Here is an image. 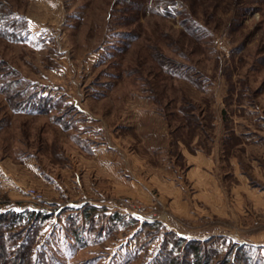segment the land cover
Listing matches in <instances>:
<instances>
[{
  "label": "rangeland",
  "instance_id": "1",
  "mask_svg": "<svg viewBox=\"0 0 264 264\" xmlns=\"http://www.w3.org/2000/svg\"><path fill=\"white\" fill-rule=\"evenodd\" d=\"M3 215L34 264H264V0H0Z\"/></svg>",
  "mask_w": 264,
  "mask_h": 264
},
{
  "label": "trees",
  "instance_id": "2",
  "mask_svg": "<svg viewBox=\"0 0 264 264\" xmlns=\"http://www.w3.org/2000/svg\"><path fill=\"white\" fill-rule=\"evenodd\" d=\"M44 111V110H43ZM46 111V109H45ZM14 219L11 222L5 221L7 218V215L0 216V264H34L33 258L31 256V246L32 241H24L18 247L16 248L17 254L14 257H11L12 254H10L8 247L6 245V242L4 241L5 236L3 235V231H1L2 223L6 226V229L11 230L13 227H15L16 222H18V216L12 215ZM11 232V231H10ZM191 249L195 253V264H201L202 255L200 254L199 247L193 243H191ZM170 255L163 258V261L160 264H191V263H185L181 261L179 258H173L170 259ZM160 259V258H159ZM159 264V263H158ZM194 264V262H193Z\"/></svg>",
  "mask_w": 264,
  "mask_h": 264
},
{
  "label": "crops",
  "instance_id": "3",
  "mask_svg": "<svg viewBox=\"0 0 264 264\" xmlns=\"http://www.w3.org/2000/svg\"><path fill=\"white\" fill-rule=\"evenodd\" d=\"M190 160L192 161V162H194V164L192 165L191 164V168H190V170L188 171V173H187V177L189 178V180H191V181H196V182H198L197 180V178H196V176L198 175V174H201L202 172H203V170H202V168L200 167V166H198L196 163H195V161H198V162H200L199 160H201V161H203V162H208V163H210V159H209V155H206V153H204V152H199L197 155H194V156H192L191 158H190ZM205 173H207V172H205ZM204 176V175H203ZM195 178V179H194ZM208 178H210V177H208ZM164 185H162L165 189H167L166 187H168L169 185L167 184V182H164L163 183ZM170 187H172L173 188V186L172 185H170ZM174 189H176L175 191H176V193L177 194H179L180 193V190H182L180 187H178V188H174ZM179 199V198H178ZM146 203L148 204V205H150V203H148V201H146ZM145 203V204H146ZM186 212V211H185Z\"/></svg>",
  "mask_w": 264,
  "mask_h": 264
},
{
  "label": "built area",
  "instance_id": "4",
  "mask_svg": "<svg viewBox=\"0 0 264 264\" xmlns=\"http://www.w3.org/2000/svg\"><path fill=\"white\" fill-rule=\"evenodd\" d=\"M37 197V196H36ZM39 197V196H38ZM118 207L122 208V209H127L131 212L140 214V215H144L145 211L143 209V207L136 205L135 203H133V201L128 198V197H123L120 198L117 202Z\"/></svg>",
  "mask_w": 264,
  "mask_h": 264
}]
</instances>
